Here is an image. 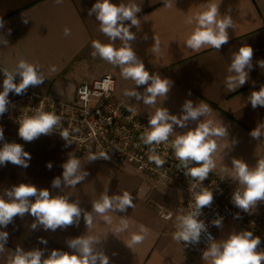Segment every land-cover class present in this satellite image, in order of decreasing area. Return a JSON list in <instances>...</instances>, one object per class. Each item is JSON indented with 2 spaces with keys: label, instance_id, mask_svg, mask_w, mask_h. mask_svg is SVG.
<instances>
[{
  "label": "crops",
  "instance_id": "obj_1",
  "mask_svg": "<svg viewBox=\"0 0 264 264\" xmlns=\"http://www.w3.org/2000/svg\"><path fill=\"white\" fill-rule=\"evenodd\" d=\"M96 0H0V20L4 27L0 29V40L7 39L8 45L0 44V70L15 69L20 60L39 65L44 83L30 86L23 95L9 94L8 111L0 116V126L4 128L5 141L23 145L31 154L30 166L26 169L8 163L0 166V195L6 189L20 183H31L40 188H47L50 194L70 197L78 202L85 211L92 210V202L103 194L121 195L124 191L132 194L134 207L126 212L109 211L111 224L99 214L92 213L93 223L87 228L81 216L78 225L45 231L42 227L33 230L34 218L30 215L16 217L7 229L9 239L3 252H0V264H8V258L16 248L24 250L43 249L45 256L52 249L72 251L67 241L81 236H96L101 242L97 245L109 257V264H206L201 257L194 258L186 252L181 242L173 239L176 231L175 222L179 215H186L183 193L180 189L158 185L153 179L139 174L127 164L112 166L97 160L89 162L82 157L78 145L53 135H41L32 142H25L18 136V127L12 121L14 106L30 93L52 95L73 103L82 84H91L107 75L116 79L115 98L124 102L139 117L147 121L152 114L149 110L167 108L175 115H180L181 105L186 99L195 104L206 103L211 112L201 117V121L213 120L216 126L228 129L224 137H214L217 150L212 158L216 162L215 170L227 177L236 189H243L231 176L233 158L245 160L254 168L257 160L264 159V137L254 140L249 132L264 123V107L253 109L249 102L250 93L264 85V0H112L113 3H136L142 9L137 14L139 28L132 47L146 70L159 74L162 78L174 81L167 97H157L154 105H146L134 97L125 95L126 91L136 90L143 93V87L136 88L131 79L121 76V69L104 59L92 64L95 59L86 58L93 41L112 43L100 31L95 14L89 15V9ZM171 2L172 7L166 4ZM209 2L219 6L221 15L231 16L233 27L229 29V43L222 46L220 52L205 46L195 52L185 44L195 27L188 23L190 17L206 9ZM26 19L28 23L22 21ZM71 34L65 36L64 29ZM11 29V35L8 30ZM147 36V39H145ZM153 36L159 42L158 51H153ZM250 45L254 55L253 68L248 82L237 91L228 93L225 78L230 73L227 69L232 54L243 46ZM122 42L117 40L114 47ZM264 63V62H262ZM55 67L56 71H51ZM4 75L0 71V91ZM19 77L16 82H19ZM190 93V94H189ZM198 122H189L188 127H195ZM182 133L187 128H179ZM179 131V133H181ZM236 140L237 143L233 144ZM3 142H0L2 147ZM69 157L80 160L81 171L89 173L87 178L76 187L52 188L51 182L62 174V164ZM47 162L53 167L49 170ZM226 169V170H225ZM246 213L249 217L264 216V201ZM171 214V219L163 217ZM127 219L128 228L116 231L121 220ZM141 228L145 232H141ZM241 231L233 222H222L216 228L217 240L226 239L231 233ZM133 234L145 238L139 244L129 248L126 243ZM47 240V245L39 243L38 238Z\"/></svg>",
  "mask_w": 264,
  "mask_h": 264
},
{
  "label": "clouds",
  "instance_id": "obj_2",
  "mask_svg": "<svg viewBox=\"0 0 264 264\" xmlns=\"http://www.w3.org/2000/svg\"><path fill=\"white\" fill-rule=\"evenodd\" d=\"M57 4L63 0H55ZM172 7V3L166 4ZM142 11L136 3L130 2L113 3L112 0H96L89 9V15L95 14L99 22L100 31L106 35L112 43L104 44L99 40L93 41V56L100 58L118 66L121 69V76L124 79H131L135 82L136 88L143 87V93L131 90L125 95L134 97L146 105H154L157 97H167L174 81L162 78L159 74L150 73L146 70L132 47V42L136 40V33L131 29L139 28L140 21L137 14ZM28 23L26 19L22 21ZM188 23H195V27L185 41L188 48L195 52L200 51L205 46L212 47L218 52L222 46L229 43V29H232L233 22L231 16L221 15L219 6L209 2L206 9L188 19ZM4 22L0 20V29H3ZM65 36L71 34L69 28L64 29ZM11 35V29L8 30ZM147 39V36H145ZM153 51H158L159 42L153 36ZM121 41L122 46L114 47L115 41ZM8 40H0L3 46L8 45ZM254 51L250 45L244 44L238 51L232 54L231 63L227 69L230 73L225 78V86L228 93L237 91L249 80L250 71L253 68L252 59ZM264 61L259 62V66H264ZM4 79L2 91H0V116L8 111L10 104L9 94L23 95L30 86H39L44 83L45 77L41 74L39 65H34L25 60H20L15 69L0 70ZM55 72L56 68L52 67ZM19 77V82L16 78ZM109 81H105L104 87L107 89ZM190 94V93H189ZM249 102L253 109L264 107V85L258 90H253L249 96ZM42 104V101H41ZM211 112V108L206 103L195 104L193 100L186 99L181 105L180 115L172 114L167 108H158L149 118V129L141 137L143 143L148 146L168 144L169 137L174 128H187L181 135H177L171 141L170 147L173 149L178 164V169L182 170L186 177L203 183L208 179L209 174L217 167L212 155L217 150L214 137H224L228 134V129L223 126H216L214 121L209 119L201 121V117ZM189 122H198L195 127L189 128ZM18 136L25 142H32L41 135L52 134L56 129L62 127L61 117L54 112H45L37 109L31 116H26L18 122ZM62 139L70 144L69 132L59 131ZM254 140L264 137V123L257 125L249 132ZM0 166L8 163L22 167L30 166L31 154L24 150L20 143L5 141L4 128L0 126ZM237 143L236 140L233 144ZM149 161L155 163L157 167H162L165 160L156 154V149L150 147ZM109 159L106 153L100 156L90 155L88 161L98 158ZM231 176L243 189H236L231 195V203L234 207L244 213H251L250 209L258 202L264 201V159L257 160L255 167L250 168L248 163L239 158L231 161ZM46 167L51 170V162H47ZM61 176L55 177L51 182L52 188L76 187L82 183L89 173L81 171L80 160L69 157L62 164ZM226 170V169H225ZM223 181V180H222ZM222 191V190H221ZM214 201L213 191L203 190L195 196V208L186 215L176 217V231L173 239L177 242H184L186 245L199 244L201 234L207 231L204 221L199 219L202 209L209 207ZM134 207L132 194L124 191L121 195L103 194L99 200L92 202V210H83L78 202H73L70 197L62 195H51L49 189L40 188L31 183H20L6 189L0 195V229H7L13 224L16 217H23L26 214L34 218L31 225L33 230L42 227L45 231H56L68 226L78 225L81 216L87 228L93 223L92 213L99 214L104 221L111 224V217L105 215L109 211L126 212ZM165 220L171 219V214L163 217ZM235 219H241L239 212L235 214ZM222 217L212 221L214 227L222 226ZM128 228L127 219L121 220V226L116 229L122 232ZM146 230L141 228V232ZM141 234H133L126 245L131 248L134 244H139L144 240ZM9 239L7 231L0 230V252H3ZM39 243L47 245V240L38 238ZM101 240L96 236L81 235L67 241L68 248L72 251H62L52 249L47 256L43 249L34 248L24 250L16 248L15 253L8 258V264H109V257L99 251L97 245ZM261 238L255 236L252 231L242 230L231 233L226 239L217 240L208 235V243L201 253L202 261L206 264H264V249H261Z\"/></svg>",
  "mask_w": 264,
  "mask_h": 264
},
{
  "label": "built area",
  "instance_id": "obj_3",
  "mask_svg": "<svg viewBox=\"0 0 264 264\" xmlns=\"http://www.w3.org/2000/svg\"><path fill=\"white\" fill-rule=\"evenodd\" d=\"M105 81H109L107 89ZM117 90L116 79L107 75L91 84L79 86L76 99L67 103L52 95L30 93L27 98L15 104L12 121L17 125L26 116L33 115L42 107L45 112H54L61 117L62 127L56 129L53 136L60 137L59 131L67 130L69 140L78 145L80 155L89 159L90 155L100 156L106 153L109 159L98 158L97 161L118 166L127 164L142 175L153 179L158 185L180 189L186 214L195 208V196L203 190L213 191L214 201L211 206L202 209L199 217L204 221L207 231L201 234L199 244L183 245L186 252L194 258L201 257L208 243V235L215 239L216 228L212 221L222 217L223 221L233 222L241 231H252L261 238V249H264V216L249 217L231 203V195L236 190L233 183L215 169L203 183L186 177L178 169L177 161L170 143L174 138L169 137L168 144L145 145L141 139L149 129L148 121L139 117L124 102L115 98ZM42 101V104H41ZM150 147L156 149L165 163L157 167L149 161ZM223 180V181H222ZM222 190V191H221ZM239 212L241 219L234 216Z\"/></svg>",
  "mask_w": 264,
  "mask_h": 264
},
{
  "label": "rangeland",
  "instance_id": "obj_4",
  "mask_svg": "<svg viewBox=\"0 0 264 264\" xmlns=\"http://www.w3.org/2000/svg\"><path fill=\"white\" fill-rule=\"evenodd\" d=\"M93 52H94V48L92 47V48H90V50L87 52L86 58H87V59H88V58H91L92 60L96 58V60H94V61L92 62V64H97L98 61H99V59H101V58L99 57V55L93 56ZM149 113L153 115V114L155 113V110L151 109V110H149ZM148 120H149V119H147V121H148ZM179 131H180L179 128H174L173 133L171 134V136L175 139V137H176L177 135H181V134H184V133L186 132V131H185L184 133H182V131H180L181 133H179Z\"/></svg>",
  "mask_w": 264,
  "mask_h": 264
}]
</instances>
